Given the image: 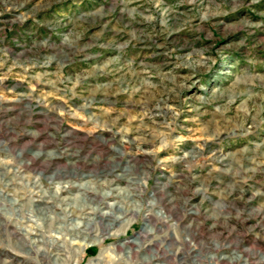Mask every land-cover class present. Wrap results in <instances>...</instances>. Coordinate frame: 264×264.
<instances>
[{
	"label": "rangeland",
	"instance_id": "obj_1",
	"mask_svg": "<svg viewBox=\"0 0 264 264\" xmlns=\"http://www.w3.org/2000/svg\"><path fill=\"white\" fill-rule=\"evenodd\" d=\"M0 264H264V0H0Z\"/></svg>",
	"mask_w": 264,
	"mask_h": 264
}]
</instances>
